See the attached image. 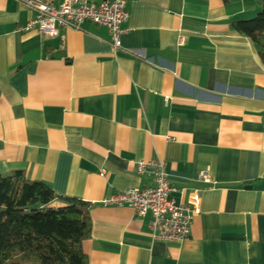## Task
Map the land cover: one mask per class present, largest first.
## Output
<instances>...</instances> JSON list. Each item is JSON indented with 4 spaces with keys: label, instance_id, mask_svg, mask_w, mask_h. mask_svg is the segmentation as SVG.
I'll return each mask as SVG.
<instances>
[{
    "label": "crops",
    "instance_id": "1",
    "mask_svg": "<svg viewBox=\"0 0 264 264\" xmlns=\"http://www.w3.org/2000/svg\"><path fill=\"white\" fill-rule=\"evenodd\" d=\"M257 5L129 0L113 51L94 23L19 32L34 11L0 0V174L90 203L87 264H264V64L231 27ZM152 158L177 201L198 194L183 241L153 239L149 213L99 203L149 184L135 161Z\"/></svg>",
    "mask_w": 264,
    "mask_h": 264
},
{
    "label": "trees",
    "instance_id": "2",
    "mask_svg": "<svg viewBox=\"0 0 264 264\" xmlns=\"http://www.w3.org/2000/svg\"><path fill=\"white\" fill-rule=\"evenodd\" d=\"M252 18L231 22L251 39L264 64V0ZM90 203L60 196L21 170L0 174V264H87Z\"/></svg>",
    "mask_w": 264,
    "mask_h": 264
},
{
    "label": "built area",
    "instance_id": "3",
    "mask_svg": "<svg viewBox=\"0 0 264 264\" xmlns=\"http://www.w3.org/2000/svg\"><path fill=\"white\" fill-rule=\"evenodd\" d=\"M34 11L33 16L17 31L36 30L42 35L56 36L61 29L80 30L84 23L105 26L110 35L113 51L121 45V24L128 18L129 0H21ZM181 41V38L179 39ZM129 54L138 58L137 51ZM136 172L147 175L150 183L142 187H127L99 200L103 206H129L137 217L150 214V235L153 239L179 242L187 239L192 217L198 212V194L187 201H177L178 189L171 185L166 163L159 158L135 161ZM197 178L209 181L206 171H199Z\"/></svg>",
    "mask_w": 264,
    "mask_h": 264
},
{
    "label": "water",
    "instance_id": "4",
    "mask_svg": "<svg viewBox=\"0 0 264 264\" xmlns=\"http://www.w3.org/2000/svg\"><path fill=\"white\" fill-rule=\"evenodd\" d=\"M254 2L257 3L258 5L260 4L259 1H254ZM63 54H64L63 52L62 53L59 52V53L56 54V56H61Z\"/></svg>",
    "mask_w": 264,
    "mask_h": 264
},
{
    "label": "rangeland",
    "instance_id": "5",
    "mask_svg": "<svg viewBox=\"0 0 264 264\" xmlns=\"http://www.w3.org/2000/svg\"><path fill=\"white\" fill-rule=\"evenodd\" d=\"M257 6H258V9H259V10H258V12H259L261 8H260L259 5H257ZM256 14H257V13H255L252 17H254ZM252 17H250V18H252Z\"/></svg>",
    "mask_w": 264,
    "mask_h": 264
}]
</instances>
